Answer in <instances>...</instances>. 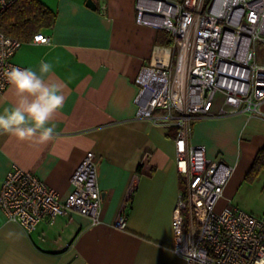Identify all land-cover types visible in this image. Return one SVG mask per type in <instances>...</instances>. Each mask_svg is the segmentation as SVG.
Listing matches in <instances>:
<instances>
[{"label":"crops","instance_id":"crops-1","mask_svg":"<svg viewBox=\"0 0 264 264\" xmlns=\"http://www.w3.org/2000/svg\"><path fill=\"white\" fill-rule=\"evenodd\" d=\"M54 13L41 31L47 44L23 41L11 58L20 68L50 63L47 79L64 83V106L46 144L0 135V185L16 168L33 172L61 199L87 151L95 155L100 221L75 211L25 232L0 209V264H183L173 247L172 213L185 178L175 166L173 124L138 116L137 77L143 66L172 61L170 34L135 20L136 0H39ZM8 86L0 113L16 102ZM216 111V109H214ZM190 140L208 158L234 167L221 198L264 218V171L246 174L264 146V101L255 113L196 118ZM240 195V196H239ZM236 200V201H235ZM125 216L123 229L115 223Z\"/></svg>","mask_w":264,"mask_h":264},{"label":"built area","instance_id":"built-area-1","mask_svg":"<svg viewBox=\"0 0 264 264\" xmlns=\"http://www.w3.org/2000/svg\"><path fill=\"white\" fill-rule=\"evenodd\" d=\"M17 0H0V16ZM140 25L168 32L172 61L143 66L137 77L138 116L173 124L175 166L185 178L172 213L173 251L183 264H264V218L237 205L216 208L234 167L210 159L190 140L196 118L255 113L264 101V0H136ZM32 41L47 44L41 30ZM22 40L0 31V94L5 71ZM216 109V111L214 110ZM59 193L31 171H9L0 185V209L25 232L46 219L77 212L100 221L101 192L95 155L87 151ZM123 229L125 216L115 223Z\"/></svg>","mask_w":264,"mask_h":264},{"label":"clouds","instance_id":"clouds-1","mask_svg":"<svg viewBox=\"0 0 264 264\" xmlns=\"http://www.w3.org/2000/svg\"><path fill=\"white\" fill-rule=\"evenodd\" d=\"M50 63L39 69L11 67L4 77L14 91L16 102L0 113V135L43 145L56 135L54 117L64 106L65 84L47 79Z\"/></svg>","mask_w":264,"mask_h":264},{"label":"trees","instance_id":"trees-1","mask_svg":"<svg viewBox=\"0 0 264 264\" xmlns=\"http://www.w3.org/2000/svg\"><path fill=\"white\" fill-rule=\"evenodd\" d=\"M54 13L39 0H17L0 16V31L22 41H28L43 28L52 25ZM264 171V146L256 153L246 174L254 179Z\"/></svg>","mask_w":264,"mask_h":264},{"label":"rangeland","instance_id":"rangeland-1","mask_svg":"<svg viewBox=\"0 0 264 264\" xmlns=\"http://www.w3.org/2000/svg\"><path fill=\"white\" fill-rule=\"evenodd\" d=\"M258 58H259V60H262V58H264V53H262V49H260V48H258Z\"/></svg>","mask_w":264,"mask_h":264},{"label":"water","instance_id":"water-1","mask_svg":"<svg viewBox=\"0 0 264 264\" xmlns=\"http://www.w3.org/2000/svg\"><path fill=\"white\" fill-rule=\"evenodd\" d=\"M87 6L94 8L93 2L91 0L86 1Z\"/></svg>","mask_w":264,"mask_h":264}]
</instances>
